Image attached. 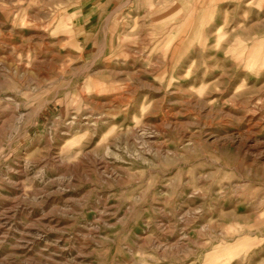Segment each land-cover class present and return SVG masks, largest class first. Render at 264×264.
Wrapping results in <instances>:
<instances>
[{"label": "rangeland", "instance_id": "obj_1", "mask_svg": "<svg viewBox=\"0 0 264 264\" xmlns=\"http://www.w3.org/2000/svg\"><path fill=\"white\" fill-rule=\"evenodd\" d=\"M0 264H264V0H0Z\"/></svg>", "mask_w": 264, "mask_h": 264}]
</instances>
